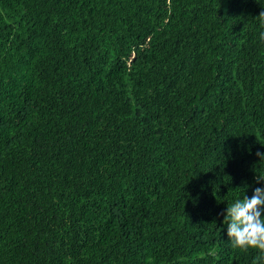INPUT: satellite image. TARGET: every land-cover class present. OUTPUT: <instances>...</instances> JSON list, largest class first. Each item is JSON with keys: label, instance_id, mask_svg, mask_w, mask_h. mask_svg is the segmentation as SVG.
I'll return each mask as SVG.
<instances>
[{"label": "trees", "instance_id": "1", "mask_svg": "<svg viewBox=\"0 0 264 264\" xmlns=\"http://www.w3.org/2000/svg\"><path fill=\"white\" fill-rule=\"evenodd\" d=\"M264 0H0V264H253L224 214L264 176Z\"/></svg>", "mask_w": 264, "mask_h": 264}, {"label": "clouds", "instance_id": "2", "mask_svg": "<svg viewBox=\"0 0 264 264\" xmlns=\"http://www.w3.org/2000/svg\"><path fill=\"white\" fill-rule=\"evenodd\" d=\"M260 17L264 21V12ZM259 39L264 41V31L259 33ZM261 164L264 163V152L257 151ZM252 195L235 199L228 204L224 223L227 221V237L234 249L247 251L257 250L253 264H264V176H258Z\"/></svg>", "mask_w": 264, "mask_h": 264}]
</instances>
